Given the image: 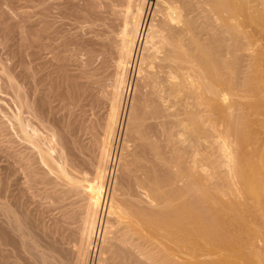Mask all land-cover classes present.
I'll return each instance as SVG.
<instances>
[{
    "label": "bare ground",
    "instance_id": "bare-ground-1",
    "mask_svg": "<svg viewBox=\"0 0 264 264\" xmlns=\"http://www.w3.org/2000/svg\"><path fill=\"white\" fill-rule=\"evenodd\" d=\"M48 1L44 28L32 31L34 23H26L33 27L27 28L30 66H20L23 49L20 62L15 54L21 75L13 71L18 64L8 67L0 60V80L6 84L1 82L6 87L0 95L1 89L8 90L14 107L7 101L12 110L3 112L5 122L0 117V126L7 124L12 133L3 134L11 143L5 159L11 161L6 159L7 175L0 168V264H92L97 252L96 264H222L229 256L234 264H254L255 259L244 260L230 248L237 233L242 238L233 227L249 230L253 220L261 222L260 216L254 219L258 200L255 182L248 177L255 167L247 164H253L249 157L262 142H253L255 124L249 119L260 107L257 99L250 102L260 94L252 71L254 61L262 58L252 39L264 40V0H82L79 8L73 0ZM54 10L63 17L57 16L61 26L70 19L72 24L73 18L82 21L76 20L77 28L83 27L78 23L86 25L89 36L72 41L79 43L72 52L66 47L71 37L62 36L69 31L67 24L59 32L55 18H49ZM65 16L70 19L63 20ZM45 37L59 43L51 45ZM12 53L8 51L9 57ZM72 64L74 75L67 70ZM66 71L72 73L71 81ZM56 99L68 108L54 106ZM61 110L67 116L58 115ZM56 115L67 120L58 125ZM240 147L248 149L238 155ZM116 148L125 181L117 179L126 185L118 184L124 188L120 203L110 198L102 222L99 203L112 176ZM12 182L20 184L19 195L8 190ZM41 187L45 194L40 195L51 202L45 208L54 214L46 227L41 224L42 231L33 232L32 216L23 209L25 193H38Z\"/></svg>",
    "mask_w": 264,
    "mask_h": 264
},
{
    "label": "rangeland",
    "instance_id": "rangeland-1",
    "mask_svg": "<svg viewBox=\"0 0 264 264\" xmlns=\"http://www.w3.org/2000/svg\"><path fill=\"white\" fill-rule=\"evenodd\" d=\"M6 1H8V2H6ZM26 1H27V2H26ZM31 1H32L33 3H28V2H31ZM41 1H42V2H41ZM46 1H48V0H45V1H44V0H35V1H34V0H18V1H17V0H16V2H18V3H16V2L13 3L14 1L11 2V0H0V3H1V4H0V7H1L0 14H4L3 16H5V18H4L2 15H0V22H3V25H2V23H1L2 31H0V37H1V36L4 37V38L1 37L2 39H4V41H2L1 38H0V40H1V41H0V44H1V42H2L1 46L3 45L2 47L4 48V49H2V47H1V49H0V60L2 59V60H1L2 62L6 61V63H3L4 66H5V64H6V65L8 64V65H10V66L12 65L14 68L17 67V64H18V62L21 61L20 59H21V56H22L23 54H24V55L22 56V60H23V62L21 61V63H22L23 65H22L21 63H19V64H21L20 66L23 67V69H24L26 66H30V64H31V63H30L31 60H29V59H31V57L29 58V56H30V54L32 53V47H30V46H31V41H32V40H31V38L29 39L28 36H30V33H31L30 29H32L34 26H35V27L32 29V31H36V30H39V29H43V28H44L43 26H45V22H46L45 19L47 20V17H46L47 15H46V13H45V12H46V11H45V10H46V6H47ZM60 1H61V0H60ZM77 1H78V2H77ZM79 1H80V2H79ZM39 2H40V3H39ZM48 2H50V0H49ZM74 2L76 3L75 5L78 4V5L80 6L81 3H82V0H73V3H74ZM27 3H28V4H27ZM42 3H45V4H42ZM4 4H5V5H4ZM13 4H14V5H13ZM16 4H18V5H16ZM19 4H20V5H19ZM38 4H39V5H38ZM2 5L5 6V7H3ZM8 5H9V6H8ZM12 5H13V6H12ZM25 5H26V7H25ZM40 5H41V7H40ZM78 5H77V6H78ZM21 6L24 7V8L22 9ZM31 6H32V7H31ZM36 6H37V7H36ZM44 6H45V9L43 8ZM79 6H78V8H79ZM81 6H82V5H81ZM12 7H13V8H12ZM19 7H20V9H19ZM30 7H31V8H30ZM36 8H37V9H36ZM39 8H40V9L42 8L41 10H39V11H41V13L38 12V9H39ZM16 9H17V10H16ZM22 10H23V11H22ZM24 10H26V13H24V12H25ZM33 10H35L34 12H35L36 14L38 13V15H36V14L33 12ZM36 10H37V11H36ZM1 11H2V12H1ZM3 11H4V12H3ZM5 11H6V12H5ZM13 11L15 12V14H14ZM27 11H28V16H29V15H30V17L32 16L31 19H30V17L27 16ZM31 11H32V12H31ZM56 11H57V10H56ZM56 11L54 10V11L49 15V18H50V19H51V18H52V19L55 18V19H54V21H55V24H54L55 26H54V27L57 28L59 32H62L63 30L65 31L66 29L69 30L68 33H67V31H65V32H62L63 34H62V33H61V34H62V36H64V35L66 34L65 37H71V39H72L71 42H69V39H68V38H66V39L68 40L69 43H73V45H72V44H68V42H66V43H67V44H66V45H67L66 47H68V45H70V47H68L69 49H68V48H67V49H68V51H71V52H72L71 47H72V48H74V47H75V48H79V46H78L79 43L76 44V45L74 46V44H75V42H76L75 40H77L79 37H81L82 40L84 41V40L86 39L84 36H86V37L89 36V35L87 34V32L85 33V31H86V29H85V28H86V25H84V24H85L84 22H83V24L78 23V25L80 24V25L83 26V27L80 26L79 28H81V29H79V28L76 27V25H77V24H76V20H77V22H82L80 19H79V20L76 19V18L74 19L73 17H75V16H71V17L73 18L74 21H72L73 23L71 22L72 24H69V23H70V20H72V19H70V16H69V17H68V16H65L66 18L64 17L63 20H65V19H67V18H69L70 20L68 19L69 21H67V20L63 21L64 25L61 26V23H62V22H61V20H60L61 18H59V17H62V16L56 15V14L58 13V11H57V12H56ZM10 12H12V13H10ZM21 12H23V13H21ZM29 12H30V13H29ZM16 13H17V14H16ZM18 13H19V14L21 13V14L18 15ZM33 13H34L35 15H34ZM53 13H54V14H53ZM5 14H9V15H5ZM23 14H25V15L27 16V19L29 18L30 20H27L26 17H23V19H25L26 21L23 20V19H22ZM31 14H32V15H31ZM44 14H45L46 16H45ZM21 15H22V16H21ZM42 15H43L45 18H44ZM51 15H53V16L56 15V17L59 16V17H57V19L59 18V19H58V22H57L56 17H55V16L52 17ZM6 16H8L9 18L6 17ZM33 16H34V17H33ZM39 16H40V17H39ZM41 16H42V17H41ZM50 16H51V17H50ZM2 17H3V18H2ZM13 17H14V18H13ZM1 18H2V19H1ZM35 18H36V20H35ZM38 18H39V19H38ZM62 18H63V17H62ZM6 19H7V20H6ZM15 19H16V20H15ZM21 19H22V20H21ZM41 19H42V20H41ZM8 20H9V22H7ZM33 20H34V21H33ZM38 20H39V21H38ZM16 21H17V22H16ZM20 21H21V22H20ZM28 21H30L31 23H34V24H32L33 27H32V26H28V25H31L30 22H28ZM32 21H33V22H32ZM36 21H38V22L41 23V24H39V23L36 22ZM41 21H43L44 25H42L43 23H42ZM44 21H45V22H44ZM27 22H28V23H27ZM35 22H36L37 24H36ZM66 22H68V23H66ZM4 23H5V24H4ZM10 23H11V24H10ZM19 23H20V26L22 27V28L20 27L22 30L25 28L24 31H22V30L16 28V27L19 28ZM22 23H23V24H22ZM24 23H25V26H27V27L24 26ZM26 23H27L28 25H26ZM246 23H247V22H246ZM7 24H8V25H7ZM12 24H13V25H12ZM15 24H16V25H15ZM17 24H18V25H17ZM66 24H67L68 27L70 26V27H69L70 29H69L68 27H67L66 29H65V28L63 29V26L65 27ZM68 24H69V25H68ZM248 24H249V23H248ZM248 24H247V25H248ZM4 25H5V26H4ZM14 25H15L16 27H14ZM39 25H40V26H39ZM73 25H75V26H73ZM59 26H61V29L58 28ZM71 26H72L73 28H72ZM248 26H249V25H248ZM3 27H4V31H6V30H7L8 32L10 31V32H9V33H10V34H9L10 36H9L8 34H6V35L3 36V34L8 33L7 31H6V32L3 31ZM6 27H7V28H6ZM28 27H29V28L32 27V28L27 29ZM40 27H41V28H40ZM42 27H43V28H42ZM84 27H85V28H84ZM1 28H0V30H1ZM8 28H9V29H8ZM11 28H12V29H11ZM36 28H37V29H36ZM75 28H76V29H75ZM82 28H83V29H82ZM16 29H17V30H16ZM62 29H63V30H62ZM84 29H85V30H84ZM21 31H22V32H21ZM26 31H27V32H26ZM28 31H29V35H28ZM2 32H4V33H2ZM24 32H25V33H24ZM83 32H84V33H83ZM13 33H14V34H13ZM20 33H21V34H20ZM22 33H23V34H22ZM78 33H79V34H78ZM80 33H81V34H80ZM1 34H2V35H1ZM68 34H70V35H68ZM13 35H14V36H13ZM19 35H20V36H19ZM72 35H73L74 37H77V35H78V37L75 39V38H72V37H73ZM87 35H88V36H87ZM7 36H9V37H7ZM82 36H83V37H82ZM13 37H14V38H13ZM21 37H22V38H21ZM23 37H24V38H23ZM30 37H31V36H30ZM12 38H13V39H12ZM16 38H17V41L15 40ZM20 38H21L22 40H21ZM45 38L47 39V37H45ZM50 38H51V37H50ZM8 39H9V40H8ZM27 39H29V41H27ZM46 39L43 38V40H42V39H41V40L44 41V40H46ZM23 40H24V41H23ZM82 40L80 39L79 41L83 42ZM252 40H253V43L255 42V44H257L258 47L260 48V49L258 48V50H260L261 52L259 51L258 54H259V57L262 56V58L260 57L262 60L259 59L260 61H259V60H258V61L256 60L257 62L254 61V63H253V65H254V66H253V69H254V68H255V69H254V71H252V74H253L252 76H253V78H255V79H254V82H256V83H254V82H253V83H254V84H259V85H258V88H259V90H260V94H258L257 96L255 95V97H254L255 99H253V100L250 101V102L252 103V102H254V101L257 99L256 101L260 104V105L258 104V105L260 106V107H258L260 110L258 109V111L256 110V113L250 115V119H249V121H250V120L253 121V122L251 121L252 126L255 124V126H253V129H252L253 131L251 132V133H252L251 138L253 139V142L255 141V143H256V145H257V141H258V142H261V139H262V142H263V143H262V142H261V143H258V146H256L255 153L252 152L253 154H255V155H254L255 159H254L253 156H252L253 158L249 157V159L252 160L251 163H253V164H249V163H248L249 165L247 164V168H248L250 165H251V166L253 165V167H255V168H252V167H251L253 170L250 169L251 171H248V177H249V179L252 181V183L255 182V183L253 184V185H254L253 187H255V186L257 187V186H258L257 188H256V187L254 188V189H255V190H254V193L256 192V193H255V197H254V199H255V201H256V200H258V201H256L257 203L255 202V205H254V203H253V205L255 206V208H258V210H256V209L254 208V206H253V208H252L253 211H252V210H251V211H252L253 214H254V219H256L255 221H257V220H258V217L260 216L258 222H259V221L262 222L263 219H264V206H262V205L264 204V199H263V198H264V196H263V195H264V193H263V192H264V189H262V188L264 187V180H263V178H264V176H263L264 169L262 170V168H264V106H263V105H264V104H263V103H264V57H263L264 55H262V54H264V49H263V48H264V40H261V39L259 40V39H257V37L253 38ZM258 40H259V41H258ZM8 41H9V42H8ZM18 41H19V42H18ZM46 41L49 42L50 40L47 39ZM55 41H57V43H59V42H58L59 40H55ZM55 41H53V42L50 41V42H51V45H52V44L54 45V44L56 43ZM72 41H75V42H72ZM4 42H5V44H4ZM6 42L9 43L8 46H7L8 48L5 46V45L7 44ZM10 42H11V43H10ZM27 42H28L29 44H28ZM256 42H257V43H256ZM21 43H22V44H21ZM23 43H24V44H23ZM42 43H46V42H42ZM76 43H77V42H76ZM16 44H17V45H16ZM18 45L21 47V49H20V47H19ZM26 45H27V46H26ZM29 45H30V46H29ZM257 45H256V46H257ZM262 45H263V46H262ZM9 46H10V47H9ZM28 46H29V47H28ZM5 47H6V48H5ZM9 48H10V49H9ZM24 48H27V49H24ZM28 48H31V50H30V49L28 50ZM75 48H74V49H75ZM5 49H6V51H5ZM11 49H12V50H11ZM22 49H23L24 52L22 51V52H21L22 55H21V54H20V50H22ZM70 49H71V50H70ZM74 49H73V51H75ZM14 50H15V51H14ZM25 50H26V51H25ZM76 50H77V49H76ZM8 51H9V53L13 52L12 55H13V54H14V55L16 54L18 57H20V58H19V61H18V58H16L17 56H16V55H15V56L13 55V57H11V56H10V57H11V58H14V59L16 58V61H15L14 59H12V61L10 62V61H9V60H10V57H9V55H8ZM10 51H11V52H10ZM16 51L19 52V53H16ZM27 51H28V52H27ZM29 51H31V52L29 53ZM25 53H26V55H25ZM260 53H262V54H260ZM19 54H20V55H19ZM10 55H11V54H10ZM27 55H28V57H27ZM3 56H4V57H3ZM7 57H9V60H8ZM50 57H52L51 54H50ZM23 58H25V59H23ZM27 59H28V60H27ZM3 60H4V61H3ZM7 60H8V61H7ZM24 60H25V61H24ZM17 61H18V62H17ZM26 61H27V63L29 62L30 64H29V63L27 64ZM7 62H10V63H7ZM16 62H17V63H16ZM24 62H25L27 65H26ZM14 64H16V66H15ZM19 64H18V67H19V68L16 69L17 71H16L15 69H13V67H11V68L13 69V71L17 72L16 74L21 75L19 72H21L20 70H21L22 68L19 66ZM8 65H7V66H8ZM74 65H75V64H72L71 66H69L67 70L71 69V67L76 68ZM10 66H8V67H10ZM24 66H25V67H24ZM11 68H10V69H11ZM73 68H72V69H73ZM12 69H11V70H12ZM19 69H20V70H19ZM23 69H22V70H23ZM27 69H29V68H27ZM72 69H71V70H72ZM56 71H57V70H56ZM56 71H55V75L52 76L53 78H54L55 76L58 75V74H56V73H57ZM69 71H70V70H69ZM69 71H68V72L66 71V72H67V75H68ZM72 71H73L72 73H73V75H74L76 71H75V70H72ZM23 72H24V70H23ZM70 72H71V71H70ZM72 73H71V76H70V74L68 75V76H70V77L68 78L70 81L72 80ZM14 74H15V73H14ZM53 74H54V73H53ZM260 74H261V75H260ZM259 75H260V76H259ZM261 77H262V79H261ZM2 78H3V77H2ZM54 79H55V78H54ZM258 79H259V80H258ZM1 80H2V79H1ZM1 80H0V84H2V83L4 82L3 80H2V81H1ZM65 80H66V82H68L67 85H69V82H70V81H68L67 79L64 78V82H65ZM1 82H2V83H1ZM66 82H65V83H66ZM3 84H5V82H4ZM3 84L0 85V88H1V87H4V86L6 85V84H5V85H3ZM259 86H260V87H259ZM5 87H6V86H5ZM63 88H64V87H63ZM1 90H3V93H4V94L0 95V99L2 98V101H0V102H1V103H0V110L3 109L2 111H0V112L2 113V114H0V117H1V119L3 118V121H4V116H3L4 114H3V112H4V113L10 112V109H11V108L9 107L8 104L11 103V102H9L10 100H8V99L11 98V97L7 98V97L10 95L9 92H8V90H4V88L1 89ZM70 90H71V89H70ZM73 91H74V90H73ZM7 92H8V93H7ZM72 93H73V92H72V90H71V91H69V93H67V94H70V95H71ZM261 93H262V94H261ZM6 94H7V95H6ZM3 95H4V96H3ZM6 96H7V97H6ZM259 97H260V98H259ZM3 98H4V99H3ZM130 98H131V97H130ZM261 98H262V99H261ZM258 99H259V100H258ZM4 101H5V102H4ZM7 101H8L9 103H6ZM57 101H58V99H56V100L53 101L54 103H56V104H53L54 106H57V107H58V106H63L64 109H65V107L68 108L67 105H65V103L62 104L63 101H58V102H57ZM256 101H255V103H257ZM262 101H263V102H262ZM2 102H3V103H2ZM64 102H65V100H64ZM261 102H262V103H261ZM57 103H58V104H57ZM6 104H7V105H6ZM59 104H60V105H59ZM10 105L12 106V108H14L13 105H12V103H11ZM64 105H65V106H64ZM2 106H3V107H2ZM261 106H262V107H261ZM8 107H9V109H8ZM5 109H6V110H5ZM8 110H9V111H8ZM11 110H12V109H11ZM65 110H66V109H65ZM61 111H63V110H61ZM61 111L58 113V115H62V114H63V116H67V115L65 114V113H66L65 111H63V112H61ZM257 113H258V114H257ZM64 114H65V115H64ZM63 116H62V118H63ZM56 117H57V115H56ZM58 118H60V116L57 117V119H58ZM57 119H56V121H57ZM65 119H66V117L63 118V119L60 118L59 120L61 121V123H60V121L58 120V123H59L58 125H61V124H62V121H63V123H64V122L67 120V119H66V120H65ZM4 122H5V121H4ZM4 122H3V123H4ZM1 123H2V122L0 121V124H1ZM259 123H260V124H259ZM256 124H257V125H256ZM261 124H262V125H261ZM6 126H7V124H6ZM6 126L3 125V124L0 126V127H1V128H0V131L2 132V133L0 132V137H1V135L5 134V133H6V135H7V133H8L7 136H9V135L12 134L11 131H10V133L8 132V131H9V130L7 129L8 126H7V128H6ZM259 126H261V127H259ZM2 128H4V129H2ZM257 128H259V129H257ZM2 130H3V131H2ZM7 130H8V131H7ZM5 131H7V132H5ZM253 132H254V133H253ZM258 132H259V133H258ZM122 134L124 135V132H121V134H120V135H121V136H120L121 139L119 138V140H121V141H123V135H122ZM6 135H3L4 138H3V137L0 138V141H1V140L4 141V142L1 141L2 143H0V145H1V146L3 145L4 148H7V149H4V148L1 149L2 147L0 146V147H1V148H0L1 152L3 153V150H4V152H5V153H4L5 156H4L3 154H0V158H1V155H2V158H3V159L1 158L2 161L0 160V164H1V165H0V168L2 169V167H3L2 172L4 173V176H5V174L7 175V174L9 173V172L7 173L5 170H6V168H7V164H8V163H9V167H10V161H11V158H9V156H8V158H6V159H8V160L10 159L9 162H7V160L5 159V157H6L7 153H8L7 151L9 150L8 148H10V147L8 146L9 141L6 140V139L9 140V138H7ZM11 136H12V135H11ZM5 137H6V138H5ZM9 137H10V136H9ZM260 137H261V138H260ZM119 140H118V142H119L120 144L118 143L117 147H118L119 149H121L120 147L122 146V143H123V142H121V141H119ZM259 140H260V141H259ZM5 142H6L7 145L3 144V143H5ZM261 144H262V145H261ZM9 145H11V143H9ZM120 145H121V146H120ZM260 145H261V146H260ZM262 146H263V148H262ZM259 147H261V148L259 149ZM118 148H116L117 150L115 151V155H116V157H114V159H116V160H115V163H114V165H113L114 167H115V166H116V167L114 168V167L112 166L113 169L111 168V170H112L113 172L111 171V175H112V176L110 177V181H109L108 186H107V189H106L107 191H105V189H104L103 195H102V197H101V201H100V203H99V207H100V208L102 207V208L104 209V210H103L104 213H102V216H101L102 219H103L102 222H105L106 219H107V209H108V204L110 203V202H109V201H110V198H111V200H115L114 202H118V203H120V199H121L120 196H121V194H122V192H123L122 189L125 188V186H124L123 184H125L126 182H125V183H124V182H123V183H120L121 181H119V179L122 180V181H125V179L122 178L123 175L121 174V169H120L121 167H119V166H120V161H119V160H120V157H118V156H120V153H119L120 150H119ZM241 149H242V148L240 147V150H238V155H241V154H242V153L239 154V153H240L239 151H241ZM245 149H248V148L245 147ZM245 149H242V151L245 150ZM5 150H6V151H5ZM257 150H258V151H257ZM10 151H11V149H10ZM242 151H241V152H242ZM1 152H0V153H1ZM11 152H12V151H11ZM116 152H117V153H116ZM258 152H259V153H258ZM252 153H251V154H252ZM118 154H119V155H118ZM3 156H4V157H3ZM250 156H251V155H250ZM118 158H119V159H118ZM258 158H259V160H257ZM262 159H263V160H262ZM5 160H6V161H5ZM253 160H254L255 162H254ZM118 163H119V164H118ZM254 163H255V164H254ZM256 163H257V164L259 163V164H258L259 166H258ZM3 164H4V165H3ZM116 164H118V167H119V168H118V169H119L118 171H115V170H117V165H116ZM262 164H263V165H262ZM2 165H3V166H2ZM255 165H256V166H255ZM4 166H5V167H4ZM260 166H261V167H260ZM249 168H250V167H249ZM249 168H248V169H249ZM1 169H0V170H1ZM4 169H5V170H4ZM9 169H10V168H9ZM248 169H247V170H248ZM254 169H255V170H254ZM3 170H4L5 172H4ZM257 170H258V171H257ZM260 170H262V171L260 172ZM119 171H120V173H118ZM253 171H254V172H253ZM256 171H257V172H256ZM0 172H1V171H0ZM2 172L0 173L1 176H2ZM116 172H117V174H116ZM252 172H253V173H252ZM255 172H256V174H255ZM260 173H261V174H260ZM115 174H116V175H115ZM118 174H120V175H118ZM251 174H252V176H251ZM253 174H254V175H253ZM259 174H260L261 176H263V177H261ZM121 175H122V177H120ZM256 176H257V177H256ZM258 176H259L260 180L258 179ZM91 177L93 178V176H91ZM118 177H119V179H117ZM251 177H252V179H251ZM253 177H256V178H253ZM92 178L89 177L90 180H91ZM9 179H10V178H7L8 181H9ZM114 179H115V180H114ZM254 180H255V181H254ZM20 181L22 182V180H20ZM117 181H119V183H118ZM258 181L260 182V184H259ZM21 182H20V183H21ZM261 182H262V183H261ZM12 183H13V182H12ZM12 183L9 184V187L12 186V188H10V189H8V190H11V192L14 191L13 193H14L15 196H16V192H15V191H16V190H17V191H18V190L20 191V188L18 189V186L20 187V184L14 182V183H13V184L15 185V186H14ZM15 183H16V184H15ZM17 184H19V185H17ZM114 184L116 185V188H115V190H112V188L114 189ZM118 184H120V185L122 184L121 186L119 185L120 188H121L122 186L124 187V188L121 189L122 191H121L120 189H118V188H119V187H117ZM262 184H263V186H262ZM16 185H17V186H16ZM125 185H126V184H125ZM260 185H261V186H260ZM9 187H8V188H9ZM14 187H16V188H15L14 190H12ZM42 189H43V188L41 187V188L39 189V191H40V190H41V191H40V192L38 191V193H37L35 190H33V191L31 190V191L29 192L30 194H33L34 192H36V193H34L35 195L33 194L34 196H33V195H30V196H29V193H28V192L25 193V194H27V196L25 195L26 198H25L24 200H25V201L27 200V201L24 202L26 208L24 207L23 209H24V210L26 209V212H27V213L29 212L28 214L26 213L28 217H31V216H32V218H30V219L32 220V222H31L30 219H28V221L31 222L30 225L33 223V224L31 225V229H32L33 232L38 231L39 229L42 231V229L48 225L47 222H48V221L50 222V219H52V217H53L52 214H54V213H52V214L49 213V212H50L49 209H47V207L45 208V205L48 206V207H50V205H47V202L50 203V204H51V202H49V200L47 201V198L43 197V195H40V194H45L44 190H42ZM256 189H257V190H256ZM258 189H259V190H258ZM261 189H262V190H261ZM116 190H117V191H116ZM19 191L17 192L18 195H19V193H20ZM257 191H258V193H257ZM11 192L8 191V193H10V196H11V194H13V193H11ZM31 192H32V193H31ZM41 192H43V193H41ZM116 192H120V193H119V197L117 196V193H116ZM8 193H7V195H8ZM105 193H107V194H105ZM37 194H39L41 197H43L42 199H45L44 202H42L43 200L39 199V196H38ZM111 194L116 195L118 198H117V197H114L113 195H112V197H113V198H112V197H111ZM1 195H3V194H1ZM18 195H17V196H18ZM8 196H9V195H8ZM36 196H37V197H36ZM44 196H46V195H44ZM259 196H260V197H259ZM261 196H262L263 198H262ZM3 197H4V196H0L1 199H2ZM32 197H35L36 199H35V198H32ZM114 198H116L118 201H117L116 199H114ZM1 199H0V200H1ZM28 199H29V200H28ZM254 199H253V200H254ZM2 200H3V199H2ZM9 200H10V202L13 201L12 198H11V199L9 198ZM253 200H252V201H253ZM260 200H261V201H260ZM38 201H40V202L38 203ZM13 202H14V201H13ZM253 202H254V201H253ZM40 203H41V204H40ZM118 203H116V204H118ZM26 204H27L28 208H27ZM28 204H29V205H28ZM30 206H31V207H30ZM257 206H258V207H257ZM29 207H30V208H29ZM104 207H105V208H104ZM28 209H29V211H27ZM36 209H37V210H36ZM42 209H43V211H42ZM46 209H47L48 211H47ZM45 210L47 211V213H48L49 215H48L46 212H44ZM105 210H106V212H105ZM260 210H261V211H260ZM78 212H79V211H77V213H78ZM254 212H256V213H254ZM46 214H47V215H46ZM79 214H80V213H79ZM29 215H30V216H29ZM50 215H51V216H50ZM255 216H257V217L255 218ZM45 217H46V220H47V221H46V220L44 221ZM48 218H50V219H48ZM42 219H43V220H42ZM42 221H43V223H42ZM45 222H46V225L44 224ZM261 222H259V223L256 225L255 223H257V222H254V220H253V225H254V226L251 225L250 223L247 224V227H249L248 225H251V228H252V229L249 227V230L251 229L252 232H254L255 234H254V233L251 234V233H250L251 230H250V232H249V230H248L247 228H245V225H244V226L241 225L242 229H245L244 231H242V229L239 230V229L241 228V227L239 228V225H238V227H233L234 230H235V231L233 230V233H235V235H236V233H237L236 231H239L240 234H242V238H240L241 236H238V233H237V235H236V236H237V239L234 240V242L231 244V248H232V249L230 248V250H231L232 252H233V249L238 250V251H235V250H234V251H235V252H240L239 255L242 256L241 258H245L244 260H249V261H251V260H254V259H255L253 262H255L256 264H258V263L256 262V259H257V258H258L257 261H259V259H261V260H263L262 262H264V250H263V249H264V227H263V226H264V224H263L264 221L262 222L261 225H259ZM34 223H35V224H34ZM41 224L44 225V227H42V229H41V226H42ZM39 225H40V226H39ZM258 225H259V227H258ZM262 225H263V226H262ZM33 226H34V227H33ZM35 226H36V227H35ZM37 226H38V227H37ZM261 226H262L263 228H261ZM32 227H33V228H32ZM243 227H244V228H243ZM256 227H257V229H256ZM37 228H38V229H37ZM236 228H237V229L239 228V229L237 230ZM40 230H39V232H40ZM247 230H248V233L251 234V236L253 235L254 238H257V240H259V242L256 240V241L254 242L255 244H252V241H254V238H253V240H251L252 237H251L250 235L246 236V235L248 234V233H246ZM253 230H254V231H253ZM255 230H257V234H256V231H255ZM39 232H36V234L38 233V234L40 235ZM241 232H242V233H241ZM244 232H245L246 234H245ZM259 232H260V233H259ZM261 232H262V233H261ZM243 234H245V235H243ZM258 234H259V235H258ZM260 234H261V236H260ZM256 235H257V236H256ZM244 236H245V238H244ZM259 236H260V237H259ZM262 236H263V237H262ZM36 237H38V235H37ZM238 237H239V238H238ZM246 237H247V238H246ZM248 237H249V238H248ZM250 238H251V239H250ZM247 239H248V240H247ZM100 241H101V240H100ZM100 241L98 242V245H97V247H96L97 251L99 250V248H100V246H101V242H100ZM261 241H262V242H261ZM256 242H257V243H256ZM251 244L253 245V247L255 246V249L252 247ZM256 244H257V245H256ZM258 245H259V247H258ZM261 245H262V246H261ZM251 247H252V248H251ZM256 247H258V248H256ZM245 248H248V249L250 248L251 250L249 249V251H248V249L245 250ZM239 250H240V251H239ZM252 250H253V252H251ZM244 251H246V253H245ZM241 252H242V253H241ZM249 252H251V253H249ZM255 253H257V254H255ZM260 253H261V254H260ZM244 254L247 255V256H245ZM248 254H249V255H248ZM252 254H253V255H252ZM98 255H99L98 252L95 253V258H94L95 260L92 262V264H94V262H95V264H96V261H97L96 256H98ZM225 257H227V256H225ZM225 257H224V259H226ZM248 257H249L250 259H246V258H248ZM253 257H254V258H253ZM229 259H231V260H229ZM229 259H228V257H227L226 260H228V261L223 260V261H221L220 263L224 262V263H227V264H234L233 262H231L232 260H234V258L229 256ZM249 261H248V262H249ZM229 262H230V263H229ZM246 262H247V261H244V262H243V261H242V262L239 261V263H241V264H242V263L246 264ZM262 262L260 261V264H261ZM224 263H222V264H224ZM250 263L253 264L252 262H250ZM255 263H254V264H255ZM263 264H264V263H263Z\"/></svg>",
    "mask_w": 264,
    "mask_h": 264
}]
</instances>
